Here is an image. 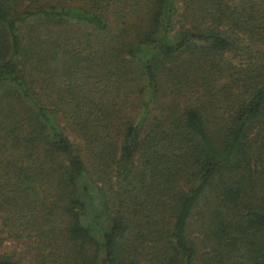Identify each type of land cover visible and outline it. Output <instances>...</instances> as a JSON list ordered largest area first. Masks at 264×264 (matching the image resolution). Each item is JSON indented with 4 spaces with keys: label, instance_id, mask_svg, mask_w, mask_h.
Listing matches in <instances>:
<instances>
[{
    "label": "trees",
    "instance_id": "1",
    "mask_svg": "<svg viewBox=\"0 0 264 264\" xmlns=\"http://www.w3.org/2000/svg\"><path fill=\"white\" fill-rule=\"evenodd\" d=\"M11 240L264 264V0H0V264H23Z\"/></svg>",
    "mask_w": 264,
    "mask_h": 264
},
{
    "label": "rangeland",
    "instance_id": "2",
    "mask_svg": "<svg viewBox=\"0 0 264 264\" xmlns=\"http://www.w3.org/2000/svg\"><path fill=\"white\" fill-rule=\"evenodd\" d=\"M66 132L68 133L69 138L75 142L76 140L73 135L67 130ZM26 247V242H22L21 240L6 241L2 246V248L6 249L7 253L20 257L23 264H36L34 254L31 252L29 253Z\"/></svg>",
    "mask_w": 264,
    "mask_h": 264
}]
</instances>
